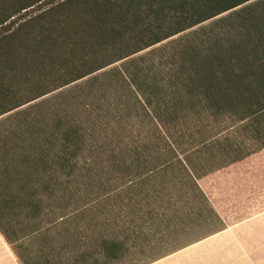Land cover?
I'll list each match as a JSON object with an SVG mask.
<instances>
[{
  "label": "trees",
  "instance_id": "1",
  "mask_svg": "<svg viewBox=\"0 0 264 264\" xmlns=\"http://www.w3.org/2000/svg\"><path fill=\"white\" fill-rule=\"evenodd\" d=\"M44 1L0 0V28ZM248 1L56 0L8 26L0 36V117L116 63L121 68L92 77L99 84L82 96L60 93L54 101L67 100L51 108L49 99L37 103L36 113L2 134L0 220L20 226L17 233L0 225L2 234L22 241L43 231L45 200H58L62 186L90 169L87 153L96 164L109 156L119 169L107 180L119 177L114 189L97 198L107 210L103 231L42 236L58 242L42 247L43 264H149L221 231L197 181L218 169L215 151L230 145L216 143L211 132L196 138L206 127L191 126L234 118L264 148V19L234 10ZM211 20L209 29L182 37ZM107 75L110 83H102ZM244 157L227 165L230 181L231 172L248 171L253 181L262 173L264 166ZM122 199V208L110 210ZM171 213L188 222L170 224Z\"/></svg>",
  "mask_w": 264,
  "mask_h": 264
},
{
  "label": "rangeland",
  "instance_id": "2",
  "mask_svg": "<svg viewBox=\"0 0 264 264\" xmlns=\"http://www.w3.org/2000/svg\"><path fill=\"white\" fill-rule=\"evenodd\" d=\"M56 0H46L39 4L38 6L33 7L30 10H27L25 13H20L16 15L14 18L10 20V24L7 23L6 26H2L0 28V36L3 34L4 30L8 26H13V23L19 22L20 18L24 16H32L33 14L37 13L47 4L52 3ZM214 21H208L198 27H195L183 34L182 37L191 38L196 32H201L204 29H209L213 25ZM189 33V34H188ZM187 34V35H186ZM193 34V35H190ZM199 37V35H197ZM178 36L173 37L172 39H176ZM171 40V39H170ZM167 40L166 42L170 41ZM146 52V51H145ZM145 52L140 53V55L144 54ZM115 68H121V63H116L100 72H97L94 75L86 77L78 82L70 84L62 89H59L49 95H46L36 101H33L14 112H10L0 117V138L4 137L5 132L15 130L16 126L22 124L26 118H30L29 115H32L37 112V108L35 105L40 103L46 99H49L50 108L67 99H58V101H54L60 93H67L71 92L76 96L79 93V96L83 95L88 88H91L99 83H92L90 79L94 76L100 75L110 70H114ZM89 80V81H88ZM102 80V77L100 81ZM107 81L109 84L111 81L110 75L104 76L102 83ZM105 84V83H104ZM109 86V85H107ZM85 91V92H84ZM110 89L107 91L109 93ZM81 92V93H80ZM55 96V97H54ZM67 96V95H66ZM64 98V97H63ZM83 100V99H82ZM45 107L38 108L39 110H44ZM22 111H25L24 114ZM29 120V119H28ZM221 125H195L194 127L191 126L193 130H200L203 127H206V133L202 136H197L196 138L206 137L210 132L211 135H216V143L219 144H227L229 143L230 146L225 151H215L217 155H215V162L213 164L212 169H216L212 173L208 174L200 178L197 182L201 189L203 190L205 196L211 202L214 210L219 215L220 219L223 221V228L221 231L213 233L210 236H207L193 244L185 247L188 248L194 244L199 246H203L208 244L213 239L208 238L220 235L224 231H227L224 235L229 234L232 230H243L246 235L242 236H234L231 237L222 245H229L228 249L223 248L220 252L214 253H205V252H197L196 259L198 260L197 264H264V169L260 170L262 173L258 175L257 180L253 181L250 178V173L248 171L245 172V175L241 171L231 172L232 178L231 181L228 179V175L226 174V167L227 165H232L234 163H230V161L235 158L237 155L242 156H249V159L245 161L246 164H252L256 161L258 162L259 166H264V154H260L259 150L264 149L262 148L261 141H259L256 137L253 136V132L249 130L248 132L243 130V124H239L238 121L234 120V118H227L222 120ZM136 132L139 131L140 137H143L142 130L135 129ZM134 130V132H135ZM204 131V129L202 130ZM136 134V133H135ZM16 138L15 136H12ZM227 139V141H225ZM215 141V140H214ZM175 147V146H174ZM172 147V148H174ZM257 155V156H255ZM86 156L90 159V164L92 166L89 170H82L78 175L73 178L72 182L68 186H62L63 191L57 192L54 197L59 198H48L45 200V203L49 201L50 204H47L48 207L44 208L46 211V223L43 225V231L39 232L32 238L24 239L22 241H18V237L7 239L5 235L2 234L5 242L7 245L12 248L15 252L18 259L21 261L22 264H32L35 261H41L44 259V254L46 250L51 248L52 246H57L58 242L52 243L47 239L44 243L41 240L42 236H48L49 238L54 241V237L56 236H64L62 233L63 230H69L71 236L75 237H86L87 235L92 234V232L97 233L99 231H103V227L100 226V221L102 220L103 216L107 214L106 207L102 203V199H97L99 196L104 195L108 192L109 188L114 189L118 178L112 180L109 184L107 180L115 178L113 174V170H119L118 168H113L110 163L106 162V159L109 156H105L103 158V163L96 164L92 161L87 153ZM179 159L183 161V156L178 155ZM251 156H254L251 158ZM205 158H207L206 152L202 155H198L196 157L197 162H204ZM245 158V157H244ZM243 158V159H244ZM263 159V160H262ZM196 162V163H197ZM186 165V164H185ZM200 165V164H198ZM223 166V167H222ZM187 167V165H186ZM222 167V168H220ZM1 176V173H0ZM236 177L237 182L233 178ZM77 178L76 182L74 180ZM230 181V182H229ZM7 183V180L0 179V186L3 187ZM233 185L231 186V184ZM10 184V183H8ZM227 186L230 190H226ZM0 187V190H1ZM54 189H57L56 186L52 185ZM110 191V190H109ZM1 198V197H0ZM2 199V198H1ZM0 199V202H1ZM55 199V200H53ZM123 201V199H122ZM121 201V202H122ZM120 201L113 200L111 202V206H109L110 210H116L122 208V204L126 201L121 203ZM183 208L188 207L184 202ZM46 205V206H47ZM179 204L178 206H181ZM119 206V207H118ZM172 210H176L173 208ZM77 211V212H73ZM85 211L86 213L81 214L80 216L78 213ZM178 213V211H177ZM69 214L70 216H66L64 218H59L60 216ZM78 215V217H75ZM6 216H12V214H6ZM80 216V218H79ZM1 217V216H0ZM180 217V218H179ZM4 218V217H3ZM0 220V225L3 227V231H10V228L16 229L17 233L20 228L18 224L14 221L13 223H8V220L4 218ZM59 218V219H57ZM77 218V219H76ZM122 217L121 219H123ZM170 218V224H185L188 222V219L185 216H177L174 214H170L168 217ZM195 216H192L190 219L193 221ZM57 219V220H56ZM120 219V220H121ZM55 220V221H54ZM23 223H19L20 225L24 226L26 224V220H21ZM259 221V222H258ZM116 222H120L116 219ZM258 222V223H257ZM251 224V225H250ZM179 225V224H177ZM176 225V226H177ZM21 226V227H22ZM27 225L22 228L23 233L27 230ZM175 227V226H173ZM163 225H161V229ZM7 233V232H6ZM8 234V233H7ZM10 235V234H8ZM60 242L62 239H59ZM64 240V238H63ZM86 241V238L85 240ZM48 245V249L42 250V247ZM185 248L181 249L184 250ZM178 250L172 254H169L163 258H160L152 263L149 264H169L170 262L175 260L176 255L175 253L180 252ZM217 253V254H216ZM200 260V261H199ZM162 261V262H161ZM253 261V263H252ZM160 262V263H159ZM195 263V264H196Z\"/></svg>",
  "mask_w": 264,
  "mask_h": 264
},
{
  "label": "water",
  "instance_id": "3",
  "mask_svg": "<svg viewBox=\"0 0 264 264\" xmlns=\"http://www.w3.org/2000/svg\"><path fill=\"white\" fill-rule=\"evenodd\" d=\"M259 222V221H258ZM257 222V223H258ZM251 225V224H250ZM227 231H224L222 234L220 235H215L212 236L209 239H213L211 242H209L208 244H205L203 246H199L197 244H194L188 248H185L184 250H181L178 253H175L174 255H176L175 260L170 262V264H195L198 260L196 259L197 256V252H216L221 251V249L223 250V248H227L229 247V245H225L228 240H230L231 237L234 236H242V235H246V233L243 230H232L229 234L224 235ZM222 243H225L224 245H222ZM221 247V249H220Z\"/></svg>",
  "mask_w": 264,
  "mask_h": 264
},
{
  "label": "crops",
  "instance_id": "4",
  "mask_svg": "<svg viewBox=\"0 0 264 264\" xmlns=\"http://www.w3.org/2000/svg\"><path fill=\"white\" fill-rule=\"evenodd\" d=\"M240 8L242 9V16L244 19H247V16H251L252 18L257 17L260 19V21L264 19V0H250L234 10H238ZM228 248L231 247H227L225 249ZM216 252H220V251L217 250ZM205 253H214V252H205ZM42 262L43 260L35 261L32 264H43ZM0 264H22L21 261L16 256L15 252L12 250V248H10L7 245L1 233H0Z\"/></svg>",
  "mask_w": 264,
  "mask_h": 264
}]
</instances>
